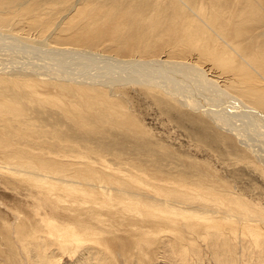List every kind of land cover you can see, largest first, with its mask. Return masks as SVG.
<instances>
[{
    "label": "rangeland",
    "instance_id": "374dc122",
    "mask_svg": "<svg viewBox=\"0 0 264 264\" xmlns=\"http://www.w3.org/2000/svg\"><path fill=\"white\" fill-rule=\"evenodd\" d=\"M191 18L198 21L190 27L187 21ZM190 30L194 33L192 40L208 45V55L191 51L193 42L187 40ZM0 37L3 47L11 37L17 39L12 38L14 41L11 39L10 46L6 44L5 49L1 46L2 51L30 50L28 54L33 53L35 56L31 59L34 60L51 56L45 49L63 48L91 51L102 59L112 56L123 60L194 61L232 95L247 100V104L264 113V0H0ZM213 40H216L215 45L211 43ZM17 41L25 46H18ZM222 45L232 50L233 64L222 66L214 61ZM0 56L1 63L4 55ZM31 80L36 84V92L23 84L15 86L0 79V106L4 105L0 111H4L7 103L20 104L23 117L32 125L15 136L12 117H3L8 115L5 112L0 114V126L11 130L10 135L6 134V141L41 154L52 156L55 153L59 158L72 161L77 156L87 157L98 166L97 170L107 174L127 175L135 171L137 174L144 172L146 176L149 173L147 177L152 183L176 180L190 187L200 184L203 188L219 191L217 193L241 197L255 207L264 220V163L245 146L253 143L247 140L251 138L250 131L245 130L246 139L238 138L236 131L217 127L200 109L148 82L142 85L127 81L116 85L114 96L104 93L110 88L101 86L103 93L90 99L76 86L61 90L57 84L38 83L35 77ZM47 97L59 99L61 103L54 104ZM92 100L95 103L89 108L87 102ZM72 103L80 105L85 113V126L67 116L69 110L73 114ZM29 130L35 136L31 134L27 138ZM37 148H42L43 152ZM134 164L140 166L133 167ZM70 167L84 166L74 164ZM135 167L142 168L136 170ZM38 209L31 198L20 195L0 179V259L4 263L20 264L14 248L2 235L3 222L13 221L23 213V217L40 216ZM187 237L195 238L189 234ZM200 242H203L202 256L192 259L191 264H217L213 263L202 238ZM95 247L105 248L100 244ZM110 247L113 251L116 249ZM117 250L111 258L112 264H135L139 255L136 248ZM156 250L155 247L148 249L140 262L164 264ZM65 251L61 260L69 264L72 253ZM234 256L239 257L236 249Z\"/></svg>",
    "mask_w": 264,
    "mask_h": 264
},
{
    "label": "bare ground",
    "instance_id": "6f19581e",
    "mask_svg": "<svg viewBox=\"0 0 264 264\" xmlns=\"http://www.w3.org/2000/svg\"><path fill=\"white\" fill-rule=\"evenodd\" d=\"M197 21L188 19L187 25L191 27ZM191 34L194 33L190 30L187 40L193 42L191 51L208 55V45L203 46L192 40ZM10 41L6 43L9 46ZM17 43L18 46L22 44ZM211 43L215 45L216 40ZM6 44L4 47L0 45V48L2 46L5 49ZM18 49H12V53L0 49L5 63L0 65L2 81L7 80L15 86L23 84L36 92V84L31 80L35 77L36 82L57 84L61 90L76 86L90 99H96L97 93L101 91L103 93L101 86L110 88L104 93L114 96L116 85L127 81H137L142 85L148 82L163 89L166 94L180 97L188 105L200 109L217 127L236 131L234 133L238 138L246 136L245 130L250 131L251 138L247 137V140H253L254 144L245 142V146L264 163V113L247 104V100L242 101L235 94L232 95L194 61L188 63L182 58L123 60L112 56L102 59L91 51L63 48L45 49L51 56L43 54L44 58L34 60L31 59L32 50L30 56V50L24 52ZM217 52L214 61L222 66L234 63L232 50L227 46H220ZM234 54L238 56L236 50ZM47 100L54 104L61 103L59 99L47 97ZM94 103V100L89 101L87 106L91 108ZM72 108L73 114L66 110L67 116L84 125L87 121L81 106L72 103ZM4 112L8 115L3 117H12L16 127L15 136L22 134V129L32 126L23 117L24 110L20 104L7 103L0 114ZM0 127V179L20 195L31 198L40 209V216L29 214L23 217V213L13 221L7 219L3 222L2 235L7 244L14 248L20 264H65L61 260L65 250L72 253L69 264H112L111 258L118 253L117 249L125 248L128 251L133 247L139 254L135 264H142L145 253L154 247L164 264H191L192 259L202 256L203 242H200V238L209 249L213 263L243 264L245 261L247 264H264V220L261 213L241 197L217 193L219 191L215 192L206 186L203 188L200 184L186 186L176 180L152 183L147 177L149 173L146 176L144 172L107 174L97 170L98 166L88 161L87 157L77 156L72 161L59 158L55 153L51 156L37 153L31 148L17 147L12 141H6V134L10 135L11 130L6 126ZM31 134L34 135L29 130L27 138ZM37 150L43 152L42 148ZM74 164L84 167L73 169L70 165ZM135 168L138 170L139 167ZM180 219H183L182 222ZM187 234L195 238H188ZM98 244L105 248L97 249L95 246ZM110 245L116 249L113 251ZM235 249L238 258L234 256ZM0 264L6 263L0 259Z\"/></svg>",
    "mask_w": 264,
    "mask_h": 264
}]
</instances>
